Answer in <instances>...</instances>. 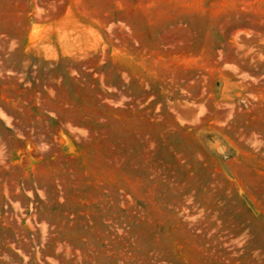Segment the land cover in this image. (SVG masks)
I'll list each match as a JSON object with an SVG mask.
<instances>
[{"label": "rangeland", "instance_id": "1", "mask_svg": "<svg viewBox=\"0 0 264 264\" xmlns=\"http://www.w3.org/2000/svg\"><path fill=\"white\" fill-rule=\"evenodd\" d=\"M0 264H264V0H0Z\"/></svg>", "mask_w": 264, "mask_h": 264}]
</instances>
